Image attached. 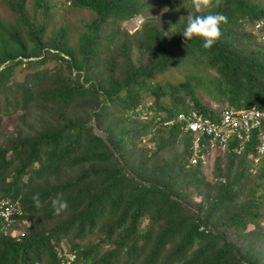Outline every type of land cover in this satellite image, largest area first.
<instances>
[{"label": "trees", "instance_id": "16d2710c", "mask_svg": "<svg viewBox=\"0 0 264 264\" xmlns=\"http://www.w3.org/2000/svg\"><path fill=\"white\" fill-rule=\"evenodd\" d=\"M164 1L167 13L149 15ZM0 2L13 16L0 20V194L22 208L19 233L0 234V264H56L63 250L81 264H264L255 139L241 154L214 147L207 174L198 157L189 162L191 136L175 120L190 109L216 118L200 95L264 110V44L250 34L261 0L213 8L227 23L211 49L182 35L189 13L209 14L191 0H61L93 15L73 44L66 24L47 29L51 0ZM137 16L132 31L121 26ZM170 68L183 78L154 80ZM58 193L69 207L55 216Z\"/></svg>", "mask_w": 264, "mask_h": 264}, {"label": "built area", "instance_id": "2783aa9c", "mask_svg": "<svg viewBox=\"0 0 264 264\" xmlns=\"http://www.w3.org/2000/svg\"><path fill=\"white\" fill-rule=\"evenodd\" d=\"M261 1L264 3V0ZM250 34L264 44V19L253 23ZM175 120L181 123V131L191 136V164L197 162V157L205 162V156L213 147L222 154L231 145L234 153L241 154L253 138L256 145L254 154L250 156L251 162L256 164L264 155V110L225 107L216 113V118H211L190 109L177 113ZM172 122L173 120H168L164 124ZM21 213L19 197L11 199L0 195V233H5L12 226L19 224L18 216ZM58 264H76L74 254L61 252Z\"/></svg>", "mask_w": 264, "mask_h": 264}, {"label": "rangeland", "instance_id": "374dc122", "mask_svg": "<svg viewBox=\"0 0 264 264\" xmlns=\"http://www.w3.org/2000/svg\"><path fill=\"white\" fill-rule=\"evenodd\" d=\"M51 2L56 3L51 8V11L54 13V18L48 24L47 29H50L51 27H56L60 24H66L70 30L71 43L73 44L75 42L77 28L79 29L81 21L90 20L93 17L92 13L87 11V10L69 8L68 6H65L64 4H62L61 0H51ZM171 4L172 3H170V2L164 1L163 3L160 4L161 6L154 7L153 11L149 12V15H151L152 17H156V16L158 17L160 15V13H162V12L167 13L168 7ZM141 19H142V16L134 17V18L130 19L129 21L122 22L121 26L132 31L135 28V26L138 25V23L140 22ZM0 20L10 21V22L13 20L12 14L6 9V7L1 2H0ZM53 64H54L53 62H48L45 65L47 67H52ZM206 70L210 74H214L213 70H211L209 68ZM24 72H25L24 69H21L20 67H16L14 69V78L16 80L22 79ZM182 72L183 71H181L179 68H170L167 72H165L163 74L156 75L154 80L158 81L160 83H162L164 81L173 83V82H176V81L181 80L183 78ZM200 97L203 100V102L207 103L208 106L215 107V110L217 112H219V110L222 107L219 103H215L214 101H211L210 99L206 98L203 95H200ZM89 123L92 126L93 132L95 134H97L98 136H100L101 138H103L104 137L103 131L94 124L92 119L90 120ZM214 152H215V149L213 147L210 150V152L208 153V155L205 156V162L204 163L207 167L206 168L207 174L209 173V171L211 169V161L213 158L212 155ZM218 154H220V153L218 152ZM146 223H147V221L145 219H143L142 222L140 223L139 227L143 228L146 225ZM262 223L264 224V221ZM15 230H20V228L16 227ZM61 241H63V240H61ZM86 241H92V240H91V238H88V239H85L83 241V243H85Z\"/></svg>", "mask_w": 264, "mask_h": 264}, {"label": "clouds", "instance_id": "9594fccd", "mask_svg": "<svg viewBox=\"0 0 264 264\" xmlns=\"http://www.w3.org/2000/svg\"><path fill=\"white\" fill-rule=\"evenodd\" d=\"M222 3L223 0H191V7L194 9L196 13H203L205 10H208L209 14L193 15L189 13L186 17H184L186 21V27L182 35L185 38V40L200 38L203 40V47L205 49H211L220 40L223 34L221 30V26L227 23V17L224 14L220 12L213 13L211 11L213 8L222 7ZM5 197H9L12 199L11 196H5ZM16 197H20V196H16ZM32 200L36 208L43 207L39 193L34 194L32 196ZM51 206L53 209V215L55 216H60L62 214H65L68 211V207H69L68 201L63 198L62 194L59 193L56 195L55 198L51 200ZM16 227L19 228V224L12 226L5 233H0V234L13 237L19 233V230H15ZM63 251L73 253L74 263L81 264L77 260L75 251H66V250ZM61 252L56 253V255H58L56 264H58L59 256L61 255ZM32 264H46V263L44 261L36 260Z\"/></svg>", "mask_w": 264, "mask_h": 264}]
</instances>
